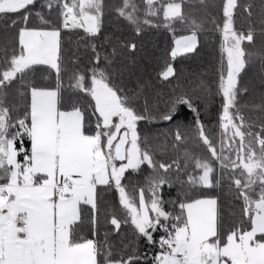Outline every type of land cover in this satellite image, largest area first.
<instances>
[{"label": "snow or ice", "instance_id": "1", "mask_svg": "<svg viewBox=\"0 0 264 264\" xmlns=\"http://www.w3.org/2000/svg\"><path fill=\"white\" fill-rule=\"evenodd\" d=\"M38 0H0V264H140L133 245L117 251V241L103 232L104 223L119 233L122 224L150 245H158L153 264H264V93L250 107L259 123L242 111L241 84L246 69L258 67L264 84V3L224 0L222 22L209 9L210 0H42L56 10L59 24L33 9ZM135 26L187 28L175 40L171 58L198 54L201 33L218 32L222 70L217 91L222 97L218 139L208 133L195 101L207 99L209 84L198 79L187 88L177 84L168 98L142 87L126 90L121 83L133 69L123 50L136 43L105 37L107 47L93 53L92 67L80 71L67 58L61 33L82 28L90 38L101 33L106 10ZM244 20L237 25L240 11ZM142 14V17H141ZM32 15L46 27H29ZM22 24L15 35L10 32ZM212 25L207 28V25ZM259 40V48L257 42ZM110 49V51L108 50ZM54 75V83L44 84ZM176 76L171 64L161 73ZM177 79H179L177 77ZM84 94L85 103L66 96ZM183 108L194 116L196 137L204 155L185 148L180 159H156L153 138L141 135V122H174ZM165 138L167 134H163ZM172 148L187 137L177 129ZM166 151L167 145H159ZM151 169L145 187L129 191V172ZM182 177H184L182 179ZM180 185L181 196L165 200L163 189ZM226 186L228 195L192 193ZM114 189L127 217L101 220L103 194ZM234 202L240 204L239 221ZM171 204L172 210L165 207ZM87 231L91 238L83 233ZM162 232L156 239L154 234ZM127 249H131L128 251Z\"/></svg>", "mask_w": 264, "mask_h": 264}, {"label": "trees", "instance_id": "2", "mask_svg": "<svg viewBox=\"0 0 264 264\" xmlns=\"http://www.w3.org/2000/svg\"><path fill=\"white\" fill-rule=\"evenodd\" d=\"M139 3L140 0H137ZM214 5L209 9L211 15L216 18L217 22H222V4L224 0H210ZM241 4L253 5V13L260 11L261 4L264 0H239ZM42 0H38L37 6L33 12H41L46 20H51L54 24H59V17L56 10L48 12L46 8H41ZM109 5L119 3V0H106ZM240 11V19L237 20V25L244 20V12ZM142 17V14H141ZM16 15H10L7 20L0 18V29H3L7 24L11 23L12 19H16ZM143 18V17H142ZM154 24H159V27L142 25L141 32L137 35L135 26L130 24L123 18L117 17L110 9L106 10L101 33L97 38H90L82 28L79 29H65L61 33L64 41V50L67 58L78 67L80 71L87 72L92 67L93 53L89 44H95L97 51H101V46L107 47L105 37L119 38L123 43H136L137 50L135 53L128 50H123L122 59L129 64L133 69V75L126 77L121 83L126 90L143 88L150 95L155 96L157 93L164 99H167L171 90L177 84L187 88L191 81L198 79L205 80L210 87L207 99L200 98L195 101L196 106L200 112V119L205 124L208 133L213 139H218L220 134L219 118L222 111V97L217 91V84L219 75L222 70V54L220 52V35L218 32L205 31L201 33V47L197 49L198 54L179 55L175 59L171 58V51L175 47V40L181 35H189L190 31L187 28L179 25H174L169 29L163 26L162 19L153 18ZM23 25L19 22L16 27L11 28L10 32L15 35L19 27ZM29 27H46L40 18L32 15L29 20ZM212 25H207L211 28ZM259 48V40L257 42ZM110 51V49H108ZM171 64L175 69L176 76L170 77L165 81L161 73L166 70V66ZM246 73H242L241 84L249 89L248 93H242L241 105H249V107H242L245 116L256 123L262 119L260 113L253 110L250 105L255 102H260L261 93H264V84L261 82L260 72L258 67L246 69ZM177 77L179 79H177ZM44 84L54 83V75L49 80H42ZM90 98L84 94L71 93L70 99L66 96L65 110H68L70 103L81 102L85 103ZM188 138L184 145L175 149L172 148L173 136L172 133L177 129ZM140 129L143 131L141 135H148L153 138V147L157 149L156 159L161 162H171L173 159H180L183 163V152L185 148L197 155L206 156L203 145L199 143L196 137V129L194 125L193 114L183 108L181 115L174 122H141ZM167 134V137L163 134ZM166 144L167 150H159V145ZM151 175V169L144 166L139 173L129 172L126 174L124 183L128 185L129 191L134 188L145 187L147 178ZM184 177H182L183 179ZM203 195H218L221 198L228 195L226 186H220L215 189H198L192 193ZM163 196L165 200L177 199L181 196L180 185H174L171 188L165 186L163 189ZM237 221H239L240 204L234 202ZM167 210H172V205L165 206ZM116 215L122 220L127 217L126 210L119 204L118 193L114 189L107 190L103 194V203L101 206V220L105 217ZM114 226L104 223L103 232H109L111 238L117 241V251L123 250L125 245H133L135 250L146 256L142 259L140 264H153V256L159 253L158 245H150L145 239L135 234L130 225L122 224L120 232L112 231ZM83 235L91 238L90 234L85 231ZM163 235L162 232L154 234L156 239ZM130 251L131 249H127Z\"/></svg>", "mask_w": 264, "mask_h": 264}]
</instances>
